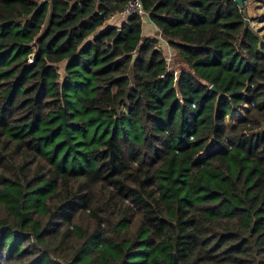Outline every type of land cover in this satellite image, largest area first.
<instances>
[{"label":"trees","instance_id":"1","mask_svg":"<svg viewBox=\"0 0 264 264\" xmlns=\"http://www.w3.org/2000/svg\"><path fill=\"white\" fill-rule=\"evenodd\" d=\"M141 1L178 73L128 0H0V264H264V39Z\"/></svg>","mask_w":264,"mask_h":264},{"label":"built area","instance_id":"2","mask_svg":"<svg viewBox=\"0 0 264 264\" xmlns=\"http://www.w3.org/2000/svg\"><path fill=\"white\" fill-rule=\"evenodd\" d=\"M131 16H137L141 19L142 23L151 22L157 30L158 38L160 43L163 44L164 47V56L166 58V69L167 73H178L174 71L175 68V54L173 53L171 47L169 46L168 41L163 36L160 29L151 21L150 14L144 9L141 0H128L125 8L118 12L112 14L107 20V24H116L120 26L122 23L126 22ZM166 73V74H167ZM165 75H162L161 78H164Z\"/></svg>","mask_w":264,"mask_h":264},{"label":"rangeland","instance_id":"3","mask_svg":"<svg viewBox=\"0 0 264 264\" xmlns=\"http://www.w3.org/2000/svg\"><path fill=\"white\" fill-rule=\"evenodd\" d=\"M244 8L246 11L247 20H249L250 28L264 39V0H247ZM146 24L147 22L143 23V26L146 27ZM154 32L157 34V31ZM143 34H148V31L145 28L143 29ZM156 39H159L157 35ZM177 67L178 66H175V68ZM246 107L247 106H244V108L241 109L238 114H235L230 118L231 125L244 118Z\"/></svg>","mask_w":264,"mask_h":264},{"label":"crops","instance_id":"4","mask_svg":"<svg viewBox=\"0 0 264 264\" xmlns=\"http://www.w3.org/2000/svg\"><path fill=\"white\" fill-rule=\"evenodd\" d=\"M144 28L148 31V34L147 35H144V36H146V37H153V38H156V35L158 36V33L156 34L154 32V31H157L156 28L154 27V25L150 21L147 22L146 27L143 26V29ZM151 32H153V33H151ZM164 47L165 46H163V44L160 43V48H162L163 51L165 50Z\"/></svg>","mask_w":264,"mask_h":264},{"label":"water","instance_id":"5","mask_svg":"<svg viewBox=\"0 0 264 264\" xmlns=\"http://www.w3.org/2000/svg\"><path fill=\"white\" fill-rule=\"evenodd\" d=\"M81 1H84V0H78V2H81ZM238 5H239V7L240 8H244L245 7V4H246V2H247V0H234ZM249 26V20H246V27H248ZM156 50H158V48L156 49ZM211 89L214 91V92H217V89H216V87H214V86H212L211 87ZM175 264H179V262H178V260L175 258Z\"/></svg>","mask_w":264,"mask_h":264}]
</instances>
